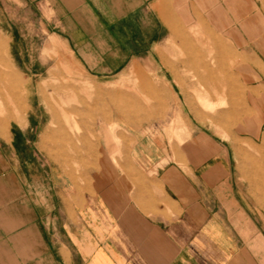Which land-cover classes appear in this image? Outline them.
<instances>
[{"label": "crops", "instance_id": "0c3cea01", "mask_svg": "<svg viewBox=\"0 0 264 264\" xmlns=\"http://www.w3.org/2000/svg\"><path fill=\"white\" fill-rule=\"evenodd\" d=\"M34 1L50 6L54 34L97 79L151 59L173 29L199 23L245 52L252 45L264 62V35L251 21L264 12L258 0ZM15 74L0 85L25 87ZM10 127L0 122L8 139ZM131 135L122 162L100 160L85 191L68 180L42 189L37 174L27 181L3 174L0 264H264V141L257 165L238 157L239 145L200 132L175 144L189 151L179 162L150 131L131 128Z\"/></svg>", "mask_w": 264, "mask_h": 264}, {"label": "rangeland", "instance_id": "374dc122", "mask_svg": "<svg viewBox=\"0 0 264 264\" xmlns=\"http://www.w3.org/2000/svg\"><path fill=\"white\" fill-rule=\"evenodd\" d=\"M258 1L264 10V0ZM52 18L50 6L39 1L0 0V81L18 78L15 69L25 84L0 85V122L11 125L10 139L0 130V177L16 173L27 181L37 174L42 189L68 180L70 188L85 191L100 160L125 158L134 141L131 128L164 139L171 160L181 162L189 152L175 144L202 132L239 145V158L244 153L259 164L264 62L259 56L257 62L252 45L246 52L238 49L202 23L175 28L151 59L97 79L54 34ZM251 21L255 33L264 35V12ZM9 113L21 116V123L7 118ZM50 127L69 134H47Z\"/></svg>", "mask_w": 264, "mask_h": 264}, {"label": "bare ground", "instance_id": "6f19581e", "mask_svg": "<svg viewBox=\"0 0 264 264\" xmlns=\"http://www.w3.org/2000/svg\"><path fill=\"white\" fill-rule=\"evenodd\" d=\"M2 77H3V76H2ZM4 77H5V76H4ZM8 79H9V78H8ZM11 80H12V79H11ZM5 82H6V81H5ZM10 82H11V81H10ZM10 85H12V84H10ZM20 86H21V85H20ZM8 87H9V86H8ZM17 87H18V86H17ZM18 88H19V87H18ZM25 89H26V88H25ZM18 90H20V89H18ZM27 92H28V91H27ZM21 93H22V92H21ZM21 93H20V94H21ZM12 94H13V93H12ZM12 94H11V95H12ZM22 94H23V93H22ZM29 95H30V93H29ZM12 96H13V95H12ZM20 96H21V95H20ZM26 96H27V95H26ZM224 96H225V95H224ZM113 98H114V97H113ZM13 99H14V98H13ZM22 99H23V97H22ZM209 101H210V100H209ZM23 103H24V102H23L21 99H19V100L17 101L16 105H17V107H18V110H19V108L23 110ZM209 105H210V104H209ZM212 107H213V106H212ZM212 107H210V108H212ZM212 109H213V108H212ZM212 109H211V110H212ZM214 110H215V109H214ZM214 110H213V111H214ZM208 111H209V110H208ZM53 113H54V110H53ZM53 113H52V114H53ZM55 113H56V112H55ZM215 115H216V114H215ZM57 119H58V118H57ZM61 127H62V125H61ZM51 128H52V127H51ZM63 128H64V127H63ZM64 130H65V129H64ZM54 132H55V131H54ZM66 132H67V131H66ZM49 137H50V136H49ZM65 137H66V136H65ZM68 137H69V136H68Z\"/></svg>", "mask_w": 264, "mask_h": 264}]
</instances>
